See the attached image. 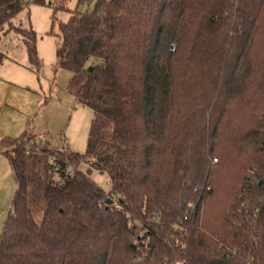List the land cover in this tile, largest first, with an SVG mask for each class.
Returning a JSON list of instances; mask_svg holds the SVG:
<instances>
[{
	"label": "trees",
	"instance_id": "16d2710c",
	"mask_svg": "<svg viewBox=\"0 0 264 264\" xmlns=\"http://www.w3.org/2000/svg\"><path fill=\"white\" fill-rule=\"evenodd\" d=\"M86 1L57 57L94 110L87 147L0 139L18 186L0 264H264V0ZM24 7L0 0V32Z\"/></svg>",
	"mask_w": 264,
	"mask_h": 264
},
{
	"label": "rangeland",
	"instance_id": "374dc122",
	"mask_svg": "<svg viewBox=\"0 0 264 264\" xmlns=\"http://www.w3.org/2000/svg\"><path fill=\"white\" fill-rule=\"evenodd\" d=\"M39 4L24 0V9L12 19V29L0 32V48L7 54L0 66V76L12 82L4 95L0 89V139L19 137L29 119L36 131L48 135L51 145L84 152L94 110L77 102L68 90L72 72L63 68L57 57L61 42L60 23L66 21L78 0H47ZM95 0L80 4L81 10H92ZM34 28L41 64L32 66L22 36L15 27ZM14 27V28H13ZM79 169L91 176L106 191L112 187L108 172L92 167L87 161ZM9 157L0 154V234L13 206L17 190Z\"/></svg>",
	"mask_w": 264,
	"mask_h": 264
},
{
	"label": "crops",
	"instance_id": "0c3cea01",
	"mask_svg": "<svg viewBox=\"0 0 264 264\" xmlns=\"http://www.w3.org/2000/svg\"><path fill=\"white\" fill-rule=\"evenodd\" d=\"M7 57V56H6ZM5 61V60H4ZM4 61L0 64V66L1 65H3L4 64ZM11 86H12V82L10 81V80H8V79H3V78H1V76H0V89L2 88L3 90H4V95H6L7 94V92L10 90V88H11ZM34 121L35 120H31V119H29V121H28V123H27V125H26V128L27 127H31V129H32V131L34 132V133H36V134H38V135H40V136H48V135H45L44 133L45 132H43V131H36V129H35V126L33 125L34 124ZM25 128V129H26Z\"/></svg>",
	"mask_w": 264,
	"mask_h": 264
},
{
	"label": "water",
	"instance_id": "95a60500",
	"mask_svg": "<svg viewBox=\"0 0 264 264\" xmlns=\"http://www.w3.org/2000/svg\"><path fill=\"white\" fill-rule=\"evenodd\" d=\"M107 201H108V202H112L113 199H112V198H108Z\"/></svg>",
	"mask_w": 264,
	"mask_h": 264
}]
</instances>
